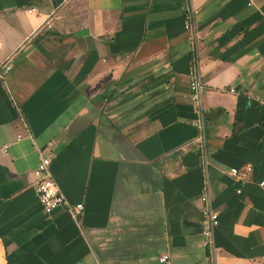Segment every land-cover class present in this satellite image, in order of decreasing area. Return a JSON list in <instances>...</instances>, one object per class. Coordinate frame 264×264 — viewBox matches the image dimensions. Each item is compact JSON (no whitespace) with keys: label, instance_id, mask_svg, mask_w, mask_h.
<instances>
[{"label":"crops","instance_id":"obj_1","mask_svg":"<svg viewBox=\"0 0 264 264\" xmlns=\"http://www.w3.org/2000/svg\"><path fill=\"white\" fill-rule=\"evenodd\" d=\"M190 5L216 261L259 264L264 0ZM186 13L184 0H0V66H11L0 77V264L207 263ZM39 152L67 201L83 204L76 220L41 208ZM245 164L237 192L228 170Z\"/></svg>","mask_w":264,"mask_h":264},{"label":"built area","instance_id":"obj_2","mask_svg":"<svg viewBox=\"0 0 264 264\" xmlns=\"http://www.w3.org/2000/svg\"><path fill=\"white\" fill-rule=\"evenodd\" d=\"M184 2L185 9L187 10L185 29L188 34V40L192 51V68L189 79V98L191 99L192 104L195 108V117L192 122L196 129L194 143L201 158V168L203 173L201 193L199 196V200L201 202V211L203 215L201 246L207 252L206 264H217V245L215 242V230L219 225V215L213 205L209 180L208 140L205 126V111L202 103L204 84L202 82L198 68L197 24L194 19L190 0H184ZM10 67V64H3L2 66H0V77L3 76V74H5L10 69ZM229 91L234 92V89L229 88ZM18 115L23 122L25 131L28 133V137H31L21 112H19ZM22 137L23 135L21 133H18L16 135V140L18 141ZM2 150L5 151V146ZM49 165L50 158L47 155H43L42 152H39V159L36 167L33 170V187L35 189L41 208L45 213H51L59 207H66L72 218L76 220L83 211V204L77 203L72 205L67 201L58 184L52 177ZM252 171L253 167L251 164H245L241 167L229 168V175L241 186L237 189V192H241L242 186L247 182ZM261 184L263 185L264 181H262ZM157 259L161 264H171L170 256L168 253L160 254ZM259 264H264V259L261 260Z\"/></svg>","mask_w":264,"mask_h":264}]
</instances>
